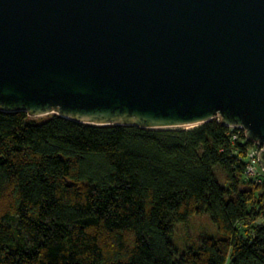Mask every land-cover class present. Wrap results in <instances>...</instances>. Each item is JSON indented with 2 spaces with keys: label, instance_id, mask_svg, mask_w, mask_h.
Segmentation results:
<instances>
[{
  "label": "trees",
  "instance_id": "16d2710c",
  "mask_svg": "<svg viewBox=\"0 0 264 264\" xmlns=\"http://www.w3.org/2000/svg\"><path fill=\"white\" fill-rule=\"evenodd\" d=\"M236 129L0 109V264H264V220L240 232L264 218V176L245 175ZM205 212L217 236L177 257L175 223Z\"/></svg>",
  "mask_w": 264,
  "mask_h": 264
},
{
  "label": "water",
  "instance_id": "95a60500",
  "mask_svg": "<svg viewBox=\"0 0 264 264\" xmlns=\"http://www.w3.org/2000/svg\"><path fill=\"white\" fill-rule=\"evenodd\" d=\"M0 109L147 128L218 117L263 144L264 169V0H0Z\"/></svg>",
  "mask_w": 264,
  "mask_h": 264
},
{
  "label": "rangeland",
  "instance_id": "374dc122",
  "mask_svg": "<svg viewBox=\"0 0 264 264\" xmlns=\"http://www.w3.org/2000/svg\"><path fill=\"white\" fill-rule=\"evenodd\" d=\"M53 113L43 114L39 116H32L35 119L46 118ZM188 127V126H184ZM215 174L217 180L222 186H227L224 174L219 167L215 168ZM243 179H247L245 175ZM264 218L259 217L256 220L250 222L248 227H242L240 232L242 235H246V229H250L251 226L263 222ZM217 228L209 213L194 214L189 216L186 220L175 223L173 232L171 234V241L176 249L177 257L182 253H185L189 249H196L203 238L217 236Z\"/></svg>",
  "mask_w": 264,
  "mask_h": 264
},
{
  "label": "built area",
  "instance_id": "2783aa9c",
  "mask_svg": "<svg viewBox=\"0 0 264 264\" xmlns=\"http://www.w3.org/2000/svg\"><path fill=\"white\" fill-rule=\"evenodd\" d=\"M218 118V117H217ZM220 119V118H218ZM231 128H237L233 139L238 138L242 133L245 134V138L242 139V143H244L247 140H251L252 144L246 151L245 156V163H246V169H245V175L248 177H253L254 179L260 180L264 176V169L262 168L260 161H259V153L261 150H263V144H261L259 141H255L250 139L246 135V131L241 126H229Z\"/></svg>",
  "mask_w": 264,
  "mask_h": 264
},
{
  "label": "bare ground",
  "instance_id": "6f19581e",
  "mask_svg": "<svg viewBox=\"0 0 264 264\" xmlns=\"http://www.w3.org/2000/svg\"><path fill=\"white\" fill-rule=\"evenodd\" d=\"M188 126V125H187ZM189 126H193V125H189Z\"/></svg>",
  "mask_w": 264,
  "mask_h": 264
}]
</instances>
